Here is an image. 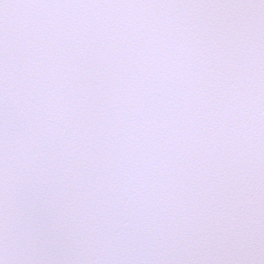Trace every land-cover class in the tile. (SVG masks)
I'll return each mask as SVG.
<instances>
[{
  "label": "snow or ice",
  "instance_id": "snow-or-ice-1",
  "mask_svg": "<svg viewBox=\"0 0 264 264\" xmlns=\"http://www.w3.org/2000/svg\"><path fill=\"white\" fill-rule=\"evenodd\" d=\"M0 264H264V0H0Z\"/></svg>",
  "mask_w": 264,
  "mask_h": 264
}]
</instances>
